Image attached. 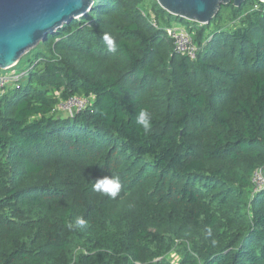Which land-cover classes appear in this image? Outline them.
Returning a JSON list of instances; mask_svg holds the SVG:
<instances>
[{
    "label": "trees",
    "instance_id": "trees-1",
    "mask_svg": "<svg viewBox=\"0 0 264 264\" xmlns=\"http://www.w3.org/2000/svg\"><path fill=\"white\" fill-rule=\"evenodd\" d=\"M245 2L232 28L191 22L194 59L156 0H94L35 47L0 95V264H264V3ZM75 95L83 113L52 114Z\"/></svg>",
    "mask_w": 264,
    "mask_h": 264
},
{
    "label": "water",
    "instance_id": "water-1",
    "mask_svg": "<svg viewBox=\"0 0 264 264\" xmlns=\"http://www.w3.org/2000/svg\"><path fill=\"white\" fill-rule=\"evenodd\" d=\"M231 1L239 7L246 0H156L167 13L199 25L209 24ZM93 4L94 0H0V70L13 67L64 25L85 16Z\"/></svg>",
    "mask_w": 264,
    "mask_h": 264
},
{
    "label": "built area",
    "instance_id": "built-area-1",
    "mask_svg": "<svg viewBox=\"0 0 264 264\" xmlns=\"http://www.w3.org/2000/svg\"><path fill=\"white\" fill-rule=\"evenodd\" d=\"M156 26V22H151ZM167 38L171 41L173 51L177 55L186 56L194 59L198 53V48L194 45L192 34L184 27L171 26L164 29ZM16 64L13 66L15 67ZM7 73L0 74V95L8 88L19 89L21 80L26 77L30 71L19 74L6 69ZM92 97L75 95L57 102L52 110V114L63 113L70 117L83 113L91 105ZM252 192L257 193L264 190V171L261 168L255 169L251 174Z\"/></svg>",
    "mask_w": 264,
    "mask_h": 264
},
{
    "label": "clouds",
    "instance_id": "clouds-1",
    "mask_svg": "<svg viewBox=\"0 0 264 264\" xmlns=\"http://www.w3.org/2000/svg\"><path fill=\"white\" fill-rule=\"evenodd\" d=\"M103 40L106 42L109 52L116 51L114 39L109 34L106 33L103 36ZM136 123L143 129L145 133L149 132L151 128V117L149 112L142 109L136 118ZM120 188H121V184L118 177L113 178V177L105 176L103 178L96 180L93 185L94 191L101 194H106L107 196L113 199H115L116 196L118 195ZM86 223L87 222L83 218H77L75 221V227L83 228L86 226ZM68 227L72 228L73 226L69 224ZM207 235L211 236L210 229L207 231ZM212 243L214 244L215 241H213Z\"/></svg>",
    "mask_w": 264,
    "mask_h": 264
},
{
    "label": "rangeland",
    "instance_id": "rangeland-1",
    "mask_svg": "<svg viewBox=\"0 0 264 264\" xmlns=\"http://www.w3.org/2000/svg\"><path fill=\"white\" fill-rule=\"evenodd\" d=\"M249 1H251V0H247V2H249ZM247 5H248V3H247ZM247 5H246V2L243 3L242 10L240 11V13L246 10ZM220 15H221V18H220L221 20L219 21L220 26H225L229 23L228 27L232 28L235 25V23H230L231 18H230V15L227 13V9H226L225 5L222 6V9H220ZM173 26L184 27L186 29L192 27L191 22L188 25H186L184 22H176L173 24ZM37 50L38 49L35 48V49L31 50L30 52H28L27 54H25L18 61V65L15 67H11L10 70L11 71L13 70L19 74L27 71V69H29V61L33 60L34 53H36ZM5 73H7V70H0V74H5Z\"/></svg>",
    "mask_w": 264,
    "mask_h": 264
}]
</instances>
